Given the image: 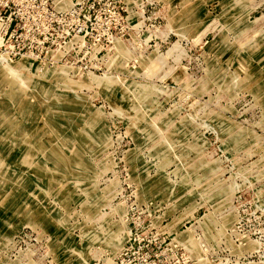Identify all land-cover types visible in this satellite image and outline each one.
<instances>
[{"label":"rangeland","instance_id":"rangeland-1","mask_svg":"<svg viewBox=\"0 0 264 264\" xmlns=\"http://www.w3.org/2000/svg\"><path fill=\"white\" fill-rule=\"evenodd\" d=\"M0 264H264V0H0Z\"/></svg>","mask_w":264,"mask_h":264}]
</instances>
